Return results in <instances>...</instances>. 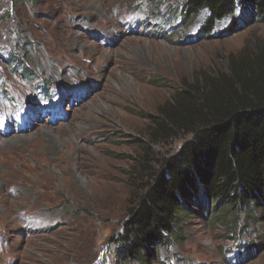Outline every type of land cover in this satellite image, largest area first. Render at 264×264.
Instances as JSON below:
<instances>
[{
  "label": "rangeland",
  "instance_id": "rangeland-1",
  "mask_svg": "<svg viewBox=\"0 0 264 264\" xmlns=\"http://www.w3.org/2000/svg\"><path fill=\"white\" fill-rule=\"evenodd\" d=\"M185 1L0 0V264H123L111 238L189 138L167 123L155 139L138 114L264 60L254 8L233 0L207 35ZM262 202L234 222L190 205L151 264H264Z\"/></svg>",
  "mask_w": 264,
  "mask_h": 264
},
{
  "label": "trees",
  "instance_id": "trees-1",
  "mask_svg": "<svg viewBox=\"0 0 264 264\" xmlns=\"http://www.w3.org/2000/svg\"><path fill=\"white\" fill-rule=\"evenodd\" d=\"M241 1L243 9L254 8L255 17L264 22V0ZM235 6L233 0H186L182 18L189 21L206 9L208 16L201 32L209 35L216 21L235 14ZM234 25L231 21L229 32ZM243 67L242 63H231V75L220 83L208 80L206 89L181 91L157 116L138 114L156 127L155 139L167 130V123L189 138L176 152L155 156L158 168L142 179L121 234L111 238L123 264H151L152 252L179 239V226L191 215L192 204L198 203L201 213L212 220L226 218L231 222L240 213L247 218L246 208L261 207L264 60L253 69ZM146 153L153 155L149 148Z\"/></svg>",
  "mask_w": 264,
  "mask_h": 264
}]
</instances>
